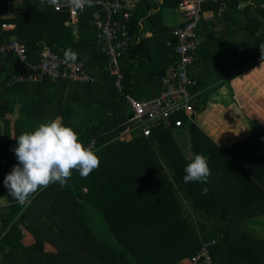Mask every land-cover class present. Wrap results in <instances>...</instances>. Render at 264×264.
<instances>
[{
    "label": "trees",
    "instance_id": "1",
    "mask_svg": "<svg viewBox=\"0 0 264 264\" xmlns=\"http://www.w3.org/2000/svg\"><path fill=\"white\" fill-rule=\"evenodd\" d=\"M31 1L0 0V48L7 49L0 53V137L6 139L4 143L0 142V151L7 152L0 153L4 166L0 170V201L5 199L10 203V211L2 213L0 218L3 223L0 227V264H189V259L200 247L211 241L216 242L210 248L213 264H264V239L249 227L247 219L264 214V125L258 123L257 131L253 128L249 137L251 144L239 146L236 143L226 147V154L222 153L224 156L219 157L214 169L209 168L211 174L205 183L183 182L184 168L194 155L212 157L215 154H207L205 150L218 148L213 142L208 146L202 139L208 136L198 120L208 107L210 91L216 93L226 84L232 88L230 81L234 76L264 65L260 48L264 46V0L204 2L202 11L214 9L228 21V34L219 36L223 49L229 54L221 65L228 75L216 79L219 84L202 93V88L212 79H199L190 70V76L197 78V85L191 86L195 93L192 120L182 116L180 125L167 126L159 119L149 136L143 134L140 125L133 123L132 135L127 136V121L134 114L128 97L149 100L163 92V78L178 58L173 47L167 45L172 34L154 47L163 56H172L163 63V68L151 70L148 77L138 75L143 70L136 69L129 57L139 56V63L148 60L150 52L141 51L142 46H149L148 38H144L120 57L119 72H115L113 59L97 44V29L90 23L93 7L81 16L75 31L72 25L65 23L67 13L56 11L49 4L43 11L35 9L31 14L24 11V4ZM157 3L143 0L136 8L130 21V32L136 37L143 34L140 23L145 18L150 23H157L161 19L160 7L178 6L180 0H163L159 8ZM36 14L39 22L34 20ZM154 26L151 25L152 31ZM197 32L201 35L200 29ZM239 35L243 37L236 39ZM13 40L25 46L28 59L34 63L40 61L42 51L47 48L60 56L70 48L78 54L76 61L82 62L84 73L95 81L84 83L71 78L55 81L46 75L41 82H30L27 64L17 52L8 49ZM199 51L201 64L205 61L210 72V58ZM145 79L148 86L142 88ZM30 83L37 84L35 92L45 87L49 89L53 94L50 101L46 93L38 94L44 96L43 101L32 100ZM144 96L149 98L143 99ZM70 101L72 105L77 102L87 107L88 115L76 124L81 128L77 131L69 121V114L74 111ZM39 105L50 109L52 117L58 111L62 123L79 134L85 147L93 144L91 149L99 157L100 164L87 178L73 170L65 187L61 188L58 182L50 184L31 194L25 204L20 205L8 195L4 186L5 176L12 171L5 165L8 158L10 163L18 164V161L14 163L17 157L13 149L18 146L15 137L29 132V122L25 129L21 126L28 118L22 112ZM211 113L212 109H209L202 115L204 124ZM9 115L14 118L7 119ZM173 127L180 130L187 127L194 155L192 152L185 155ZM242 149H246L243 154L235 153ZM246 153L252 157L246 158ZM233 155L244 158L243 164L252 168L251 183L260 187V191L254 187L249 189L256 195L239 206L238 212L229 211L222 202V189L217 190L218 186L225 188L231 182L238 185V180L244 178ZM230 160L233 162L227 167ZM226 178L230 182H225ZM204 188H207L206 194H202ZM35 202L42 204L47 218L33 206ZM89 208L100 213L108 231L89 222ZM29 231L35 237L33 242L27 241ZM45 242L53 245L56 251H47ZM217 248L221 250L220 254L215 251ZM234 253L238 257L236 262L230 257Z\"/></svg>",
    "mask_w": 264,
    "mask_h": 264
},
{
    "label": "crops",
    "instance_id": "2",
    "mask_svg": "<svg viewBox=\"0 0 264 264\" xmlns=\"http://www.w3.org/2000/svg\"><path fill=\"white\" fill-rule=\"evenodd\" d=\"M142 1L143 0L138 1L136 8ZM154 1L158 2L157 4L159 5L158 6L159 8L163 0H154ZM19 3L21 4L22 1H19ZM46 4H48L47 0H32L30 3L24 4L23 10L24 11L26 10V12L29 14L33 13V10L35 9H39L43 11L45 10L43 8ZM178 6H170V7L161 6L160 7L161 19H159L157 23H150L148 18H145L143 20V23H140L144 31H143L142 36L140 38L138 37L136 42H139L140 39L143 40L144 38H148L147 41L149 43L147 44H149V46L148 45L142 46L141 51L144 52L145 54H147L149 51L150 54L147 55L148 60L144 63L138 62L139 56H136L135 59H134V56L129 57V59L134 63V66L136 67V69L143 70V71H140L138 75L148 77L147 73H149L151 70H154L156 68L158 69L163 68V63L164 62L167 63L168 60L171 59L172 57L171 54L169 56L165 55L166 56L165 57L158 51V49L155 50L154 47L155 45L157 46L160 42H164L165 39L167 40L168 35L171 36V32L173 31V29L176 26H179L182 24L183 17H182L181 12L179 11ZM91 7H93V10H94V6H91ZM156 8L157 6L154 9ZM53 9H55L54 6H53ZM135 10L132 12V16H134ZM92 12L90 16V23L93 25ZM62 13H67V19L65 20V23H69L70 25L72 24H76L77 26L79 25L81 17H79L76 21H73L68 11H62ZM85 13H87V11ZM219 13L220 12L215 11L214 9L204 10L203 19L201 23H199V26H198V29H200L201 31V35H199L198 32L197 34L201 38L200 43L202 44L200 48L198 49L200 50L199 54L201 53L205 56H208L210 58V61H211L210 63L212 67V70L209 72L207 70L206 62L203 61L201 64V59L199 58L200 60L198 59V61L196 62V65L191 69L192 73L199 79H202V78L212 79L209 82H207L206 87L204 89L202 88L201 90L202 93L206 91L209 87L219 84V82L216 83L217 81L216 79L225 78L228 75L227 70H225L221 66L223 62H225V59H226L225 57H226V54H228V52L225 51V49H223V45H221L223 44V42L221 41L222 39L219 38L220 35L225 36V33L228 34L229 32L228 21L226 19L221 18V14ZM152 24L155 25L153 29L154 32L152 31V27H151ZM93 26L97 29L95 25ZM129 29H130V25H129ZM74 30L76 31L77 27H74ZM76 36H78V33H76ZM239 42H240V39H239ZM204 43L205 45H203ZM127 53L128 51H126V54ZM137 53H139V51H137L136 54ZM227 56H229V54ZM250 79L255 80L256 81L255 84L259 82L258 87H261L260 92L255 93L254 96L250 97L254 101V104L250 103V108L251 106H253L254 108H257V110L255 111L257 113H255L254 110H251V113H250V111L247 109L246 105L244 104V99H243L244 92L245 93L249 92L252 86L255 85V84L246 85V83H248L249 82L248 80ZM263 79H264V65L262 67L254 66V67L249 68L245 72L234 76L230 81L232 88L226 84L216 93H214V91H210V95L208 99V107L206 108V110H204L199 115L198 120H199L200 125L204 128L206 135L208 136V137H204V140L207 142V145L209 146L210 143L213 142L215 143V145L218 146V148H214L215 153H220L221 156H224L222 155V153L226 154L225 148L231 146L230 144L234 141V139L237 140L240 137L250 135L253 132V128H255L258 123H261L264 125V123H262L264 120L263 119V116H264V93H263L264 81ZM41 81H34L30 79V82H33V83L41 82ZM94 81H90V82H94ZM145 81L146 79L143 82L142 88L148 86ZM33 83H30V84H33ZM69 91H70V88H69ZM82 91L84 90L81 89V92ZM209 109H212V113L210 116H208V120L206 124H204L203 121H201V117ZM254 113L255 114L259 113V115L254 116ZM12 118L13 117H7V119H11V120ZM252 119L255 121L254 123L250 122V120ZM26 122L30 123L29 131H33L38 126V124L36 123V119H26ZM74 126H75L76 131L79 130V125H74ZM214 127L224 129L223 131L227 132V135L225 137L226 139H229V136L232 135L234 138L232 139L231 143L230 144L222 143L221 141L222 137L219 135L218 131L214 129ZM178 131H181V130L176 129L173 133L178 132ZM212 150H205V151H207V154H208L210 152H213ZM214 156H217L219 160L218 155L215 154ZM227 156L229 157V155ZM227 156H225L226 159L228 158ZM232 159L234 160V162L238 163V171L239 172L241 171V177H244V178L241 180H238L239 182L238 185L231 182L225 188H223V186H218L217 190L222 189L223 194H224V200L222 202L227 205V207L229 208V211L238 212L239 205H241L242 203H246L248 198L256 195V194L251 193L249 189L251 187H254L255 189H258L260 191V187H258L254 183H251L249 178L253 176L252 168H248L246 164H243L244 158L238 159V158L232 157ZM6 161L7 162H6L5 167H7V169L9 170L13 169L12 166H15V164L10 163L9 160H6ZM232 162L233 161L230 160V164L227 167H229L232 164ZM234 167H237V166H234ZM3 168L4 166H3L2 160L0 159V170H3ZM225 182H230V181L228 180V178H226ZM2 200L4 202L2 203V201H0L1 216H2V213H7L10 211V206H8L10 205V203L6 202L5 199H2ZM247 219L251 220L249 222V227L251 229H254L260 238L264 239V217L262 215H259L254 218H247ZM27 238H28V242H32L33 239L32 237H30V233ZM46 250H49V249L46 248ZM223 250H225V247ZM215 251H217L218 254L221 253L220 252L221 250L219 248L215 249ZM236 261L237 259H235V262Z\"/></svg>",
    "mask_w": 264,
    "mask_h": 264
},
{
    "label": "built area",
    "instance_id": "3",
    "mask_svg": "<svg viewBox=\"0 0 264 264\" xmlns=\"http://www.w3.org/2000/svg\"><path fill=\"white\" fill-rule=\"evenodd\" d=\"M138 1L91 0V6H94L92 21L97 27V44L113 59L115 72H119L120 57L129 51L138 39L129 29L132 12ZM206 1L209 0H180L178 8L183 22L173 29L171 32L173 38L167 42L168 46L173 47L178 58L167 69L166 76L163 78V92L159 96L149 100L128 97L134 114L127 121L125 131L127 136L132 135L130 133L132 123L140 125L143 134L149 136L152 133V126L159 119L167 126L180 125L182 116L192 120L194 114L192 100L195 93L192 92L191 86L197 85V80L190 76L189 71L199 59L198 49L201 45V38L197 34V29L204 14L202 7ZM88 7L86 5L82 10H76L65 6L63 1L54 6L56 10L68 11L73 21L81 17ZM8 49L17 52L18 57L27 64L31 80L41 81L47 75L55 81L62 78L80 79L85 82L94 81L82 70L81 61L66 62L64 56L58 55L50 48L42 51L38 63L28 59L27 49L18 40H13ZM5 51H7L6 48H0V53ZM7 84L12 83L7 82ZM215 243V241L205 242L189 259V264H213L210 248Z\"/></svg>",
    "mask_w": 264,
    "mask_h": 264
},
{
    "label": "clouds",
    "instance_id": "4",
    "mask_svg": "<svg viewBox=\"0 0 264 264\" xmlns=\"http://www.w3.org/2000/svg\"><path fill=\"white\" fill-rule=\"evenodd\" d=\"M50 6L61 0H47ZM65 6L82 10L91 6V0H63ZM264 55V46H261ZM78 54L70 48L64 50L66 62H75ZM90 82V81H89ZM13 84V83H12ZM18 146L13 149L18 164L4 178L8 195L23 205L28 197L41 188L59 183L65 187L76 170L82 178H87L99 167L100 160L91 147L80 142L77 132L62 123L61 118L40 123L33 131L23 132L15 137ZM183 182L205 183L210 176L207 159L196 154L184 168ZM207 193V188L202 194ZM3 223H0V227Z\"/></svg>",
    "mask_w": 264,
    "mask_h": 264
},
{
    "label": "rangeland",
    "instance_id": "5",
    "mask_svg": "<svg viewBox=\"0 0 264 264\" xmlns=\"http://www.w3.org/2000/svg\"><path fill=\"white\" fill-rule=\"evenodd\" d=\"M36 12V11H35ZM37 13V12H36ZM34 20H36V21H38L39 22V20H38V17H37V14H36V17L34 18ZM72 26L73 27H76V24H72ZM241 29V28H240ZM241 37H243L242 35H239V36H237L236 37V39L237 38H241ZM240 44H241V40H240ZM249 82L248 83H246V85H252V84H255L256 83V81L255 80H248ZM263 81H264V79H263ZM250 83V84H249ZM258 83L259 82H257V84H255V85H253L252 86V88L249 90V92H244V104L246 105V107H247V109L250 111V113H251V110H254V112L257 110V108H254L253 106H251V108H250V103H253L254 104V101H253V99H251L250 97L251 96H254V94L255 93H258V92H260L261 91V87H258ZM37 84H30V92H31V94H30V97H32V100L33 99H37L38 101H43L44 100V96H42V95H38L39 93H46L47 95H48V97H49V101H50V97L52 98V96H53V94H51L50 93V90L49 89H47L46 87H45V89H41V90H38V91H36L35 92V88H34V86H36ZM263 85H264V83H263ZM141 86V85H140ZM255 86V87H254ZM149 88V87H148ZM147 88V89H148ZM263 93H264V89H263ZM63 95H65L64 93H63ZM143 99L144 98H149L148 96H144V97H142ZM47 100V102H49ZM242 101V100H241ZM69 103V105L71 106L72 105V101H70V102H68ZM17 106V105H16ZM16 106H14V107H16ZM85 105H80V104H78L77 102H75V104L74 105H72V107L71 108H73V114L70 112V114H69V121H70V125L71 126H74V125H76V124H78L80 121H82L83 120V117L85 116V115H88V113H86V108L84 107ZM46 108H47V106H46ZM29 111H27V110H24L23 112H22V115H27L28 116V118L27 119H30V118H34V119H36V123L39 125L40 123H45V122H48V121H51V120H54L55 118H57V117H59V113H58V111L57 112H55V114L53 115L52 113H51V115H53V117L52 116H50V109H45V108H43V105H39L38 107H34V106H31V107H29V109H28ZM255 113H257V112H255ZM254 113V116L255 115H259V113L258 114H255ZM41 114H44V116H42ZM9 117H13L14 118V116H12V115H9ZM263 119H264V116H263ZM5 120V119H4ZM259 121V120H258ZM262 123H264V120H263V122ZM5 124H6V121H5V123L3 122V124L1 125L2 127H4L5 126ZM25 124H26V120L24 121V123L23 124H21V126H22V128H24L25 129ZM178 127H173V132L177 129ZM81 128L79 127V130H80ZM214 129H216L217 131H218V133H219V135L222 137V143H231V141H232V139L234 138L232 135H230L229 136V139H226L225 137H226V135H227V132L226 131H223L224 129H222V128H217V127H214ZM255 130L257 131V129H256V127H255ZM240 132V131H239ZM238 132V133H239ZM177 137H178V141L180 142V145H181V148H182V150L184 151V153H185V155L186 156H189L190 155V153L192 152V154L194 155V152H193V149H192V143H191V138H189V132H188V129H187V127H185L184 129H182L181 131H178V132H175L174 133ZM253 134V132L250 134V135H247V136H243V137H240V138H238L237 140L236 139H234V141L230 144L231 146L232 145H234V144H236V143H239V146H244V145H246V144H251V139H249V137L251 136ZM238 135V134H237ZM78 136H79V134H78ZM202 139H204V138H202ZM5 138H3V137H0V142L2 143H4L5 142ZM0 143V144H1ZM213 152H214V154H216V155H218L220 158H221V154L220 153H215V149L213 148V150H212ZM246 151V149H242L241 151H239L238 152V150H236L235 151V153L236 154H239V153H241V154H243L244 152ZM0 153L1 154H6L7 152L6 151H3V149H2V151H0ZM248 153H246V158H251L252 156H250V154H248ZM204 157L207 159V162H208V167L209 168H211V167H215V164L217 163V161H218V158H217V156H212V157H209L208 155H205L204 154ZM233 157H235V158H237L238 156H235V155H233ZM8 160L9 161H11V159L10 158H8ZM18 161V159L16 158L15 159V162L14 163H16ZM4 201L2 200V203H3ZM7 202V201H6ZM244 204L242 203L241 205H239L240 207H242ZM36 209H38L43 215H44V217H46L47 218V211L44 209V207L42 206V204L41 203H34V205H33ZM89 214H90V219H89V222H93V223H95V225H97L99 228H101V229H103L104 230V232H106V231H108L107 230V228L105 227V223H104V220L102 219V217H101V215H100V213L97 211V210H95V209H92V208H89ZM0 216H1V214H0ZM262 216L264 217V214H262ZM39 221H40V223H42V221L39 219ZM251 220H248V222H250ZM36 227L38 228V226L36 225ZM28 229V228H27ZM39 229V228H38ZM29 230V229H28ZM30 232V231H29ZM30 237H32V242L33 241H35V237L33 236V234L30 232ZM27 241H28V238H27ZM44 247H45V249L47 248V249H49V250H47V251H56V248L53 246V245H51V244H49L48 242H45V244H44ZM230 257H232L233 259H237L238 257H237V254L236 253H234L232 256H230ZM185 264H187V263H185Z\"/></svg>",
    "mask_w": 264,
    "mask_h": 264
}]
</instances>
